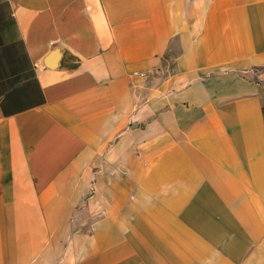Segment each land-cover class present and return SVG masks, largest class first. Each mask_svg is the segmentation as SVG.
I'll list each match as a JSON object with an SVG mask.
<instances>
[{
  "label": "crops",
  "instance_id": "1",
  "mask_svg": "<svg viewBox=\"0 0 264 264\" xmlns=\"http://www.w3.org/2000/svg\"><path fill=\"white\" fill-rule=\"evenodd\" d=\"M0 264H264V0H0Z\"/></svg>",
  "mask_w": 264,
  "mask_h": 264
},
{
  "label": "built area",
  "instance_id": "2",
  "mask_svg": "<svg viewBox=\"0 0 264 264\" xmlns=\"http://www.w3.org/2000/svg\"><path fill=\"white\" fill-rule=\"evenodd\" d=\"M135 74V73H134ZM140 75H142V74H140Z\"/></svg>",
  "mask_w": 264,
  "mask_h": 264
}]
</instances>
